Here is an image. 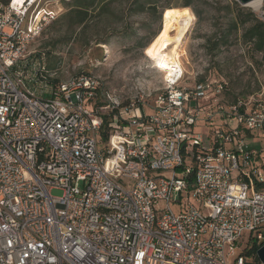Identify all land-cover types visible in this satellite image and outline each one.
Here are the masks:
<instances>
[{
  "label": "built area",
  "instance_id": "obj_1",
  "mask_svg": "<svg viewBox=\"0 0 264 264\" xmlns=\"http://www.w3.org/2000/svg\"><path fill=\"white\" fill-rule=\"evenodd\" d=\"M46 4L0 0V264H263L264 166L245 134H264V102L222 104L226 83L184 84L182 67L149 114L92 75L49 84L28 52Z\"/></svg>",
  "mask_w": 264,
  "mask_h": 264
},
{
  "label": "rangeland",
  "instance_id": "obj_2",
  "mask_svg": "<svg viewBox=\"0 0 264 264\" xmlns=\"http://www.w3.org/2000/svg\"><path fill=\"white\" fill-rule=\"evenodd\" d=\"M70 1L48 0L44 10L54 13L53 19L49 17L40 24L42 31L28 48L34 60L32 64L40 62L47 71L49 84L82 74L92 75L99 80L103 91L118 94L123 106L139 102L143 112L149 114L165 78L155 68L156 62L147 56L146 48L162 27L167 2L170 7L187 10L192 19L180 48L184 84L199 80L226 83L227 91L219 98L222 104L250 96L264 102V54L254 51L253 43L244 40L249 24H239L248 13L259 19L264 0L258 11L235 0H191L190 7L183 8L186 0H153L155 7L147 8L144 3L142 10L138 6L146 0H112L103 11L100 8V13L96 11L102 3L96 0L86 21L72 28L64 17L69 10L65 4ZM195 131L201 134L204 149H211L210 129L199 123ZM245 143L260 152L256 163L264 166V134H245ZM50 195L61 196L62 192L51 190ZM248 239L246 234V241L239 242L237 252L246 248Z\"/></svg>",
  "mask_w": 264,
  "mask_h": 264
},
{
  "label": "bare ground",
  "instance_id": "obj_3",
  "mask_svg": "<svg viewBox=\"0 0 264 264\" xmlns=\"http://www.w3.org/2000/svg\"><path fill=\"white\" fill-rule=\"evenodd\" d=\"M261 1L262 0H256L249 3L247 6L254 11H258L261 7ZM59 11H61V8L58 12ZM53 14L54 13H50L49 16ZM43 15H47V12L41 13V16L37 19L38 22L42 21ZM191 20V15L187 10L176 8L166 10L163 15L162 27L158 35L146 48L147 56L156 62L155 68L163 74L165 81L174 78V73L178 68L181 69L179 61L182 52L180 48L187 26ZM173 32L175 34L171 36ZM161 65H165V67H161Z\"/></svg>",
  "mask_w": 264,
  "mask_h": 264
},
{
  "label": "trees",
  "instance_id": "obj_4",
  "mask_svg": "<svg viewBox=\"0 0 264 264\" xmlns=\"http://www.w3.org/2000/svg\"><path fill=\"white\" fill-rule=\"evenodd\" d=\"M95 1L96 0H71L69 4H65L67 7H69L67 14H65V16L64 15L62 16H64L65 18L67 17L69 19L70 21L69 26L71 28L73 26H81L84 23V21H86L90 13H92L91 12L92 10L90 9H92ZM107 1L108 0H101L102 4L99 7V9L96 11L97 13H100V8L102 9L101 11H103L106 5L110 3L112 0H109L108 2ZM144 3L147 5V8H152L155 7L156 5V2H154L153 0H146L145 2L139 4L138 6L139 10H142L144 8ZM165 3L166 6H164L163 8V13L165 10L170 8H179V7H170L169 3L167 2ZM190 5H191V0H186L181 8L190 7ZM247 23L249 24V27L245 30L243 34L244 40L246 42L253 43L254 51L264 54V21H261L260 19L256 18L254 14L248 13L239 21V24L241 25H245ZM235 26L236 24H234V27ZM156 36L157 34L153 38H155ZM149 43H147L142 48L145 49ZM107 124H108V120L106 119L103 122L100 131V137L102 143H106L108 140Z\"/></svg>",
  "mask_w": 264,
  "mask_h": 264
},
{
  "label": "water",
  "instance_id": "obj_5",
  "mask_svg": "<svg viewBox=\"0 0 264 264\" xmlns=\"http://www.w3.org/2000/svg\"><path fill=\"white\" fill-rule=\"evenodd\" d=\"M237 3H239L241 6L245 7L249 3L254 2L256 0H235ZM257 256L258 259L264 264V246H262L258 251H257Z\"/></svg>",
  "mask_w": 264,
  "mask_h": 264
},
{
  "label": "snow or ice",
  "instance_id": "obj_6",
  "mask_svg": "<svg viewBox=\"0 0 264 264\" xmlns=\"http://www.w3.org/2000/svg\"><path fill=\"white\" fill-rule=\"evenodd\" d=\"M186 14V13H185ZM161 67H165V65H161Z\"/></svg>",
  "mask_w": 264,
  "mask_h": 264
}]
</instances>
